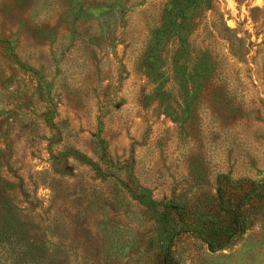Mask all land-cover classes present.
I'll use <instances>...</instances> for the list:
<instances>
[{
    "label": "rangeland",
    "instance_id": "1",
    "mask_svg": "<svg viewBox=\"0 0 264 264\" xmlns=\"http://www.w3.org/2000/svg\"><path fill=\"white\" fill-rule=\"evenodd\" d=\"M253 183L264 0H0V264H168L164 204L209 225ZM246 214L218 251L178 235L172 264H264V193Z\"/></svg>",
    "mask_w": 264,
    "mask_h": 264
},
{
    "label": "trees",
    "instance_id": "2",
    "mask_svg": "<svg viewBox=\"0 0 264 264\" xmlns=\"http://www.w3.org/2000/svg\"><path fill=\"white\" fill-rule=\"evenodd\" d=\"M178 16L188 17L186 8L181 7ZM184 17V18H185ZM174 15L172 10L169 13V19L160 28L154 31L151 38V44L146 54V59L150 67L157 69V61L161 39L165 35H169L174 27ZM264 185L262 183H253V186L246 190L238 199L233 209H225L224 212L212 214V220L209 225L200 223V217L194 218V212L188 211L185 207L176 204H164L163 216L169 222L175 225L177 221L181 222V228L169 231L168 241L165 245L164 254L167 263L172 264V245L177 236L184 232H193L198 234L208 245L211 251H218L226 248L236 239L244 235L247 230V214L246 205L255 197L262 196L260 194ZM264 189V188H263ZM155 202H151L154 205Z\"/></svg>",
    "mask_w": 264,
    "mask_h": 264
}]
</instances>
